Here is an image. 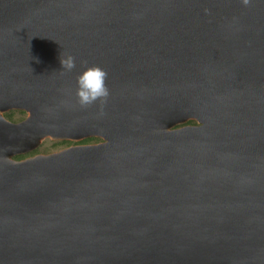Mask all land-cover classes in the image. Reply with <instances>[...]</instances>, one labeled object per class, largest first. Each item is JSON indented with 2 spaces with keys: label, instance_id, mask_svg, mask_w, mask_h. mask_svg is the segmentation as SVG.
<instances>
[{
  "label": "water",
  "instance_id": "1",
  "mask_svg": "<svg viewBox=\"0 0 264 264\" xmlns=\"http://www.w3.org/2000/svg\"><path fill=\"white\" fill-rule=\"evenodd\" d=\"M0 264H264V0H0Z\"/></svg>",
  "mask_w": 264,
  "mask_h": 264
},
{
  "label": "clouds",
  "instance_id": "2",
  "mask_svg": "<svg viewBox=\"0 0 264 264\" xmlns=\"http://www.w3.org/2000/svg\"><path fill=\"white\" fill-rule=\"evenodd\" d=\"M59 62L65 71H71L75 67V58L71 54L62 56ZM106 77L107 73L99 66L84 67L76 79L77 102L81 107L93 104L97 100L103 101L108 97Z\"/></svg>",
  "mask_w": 264,
  "mask_h": 264
},
{
  "label": "rangeland",
  "instance_id": "3",
  "mask_svg": "<svg viewBox=\"0 0 264 264\" xmlns=\"http://www.w3.org/2000/svg\"><path fill=\"white\" fill-rule=\"evenodd\" d=\"M11 110H13V111L15 110L13 112V114L11 115V117L16 118L18 116L16 109H11ZM11 110L5 111L2 114L5 115ZM98 138L100 139L98 142L103 141L101 137H98ZM79 142H80L79 140H76V141L68 140V139L53 140L51 138H44L43 140H41L39 142L38 146L33 150V155H35V154H47V153L55 152V151L61 150L63 148L71 146V145H77ZM28 153L29 152H27L25 154H27V156H31V154L28 155Z\"/></svg>",
  "mask_w": 264,
  "mask_h": 264
},
{
  "label": "flooded vegetation",
  "instance_id": "4",
  "mask_svg": "<svg viewBox=\"0 0 264 264\" xmlns=\"http://www.w3.org/2000/svg\"><path fill=\"white\" fill-rule=\"evenodd\" d=\"M8 110H11V109H8ZM8 110H6V111H8ZM14 111L11 110L7 114H5V115L2 114V115H3V117L7 121H10L12 123H19V122L23 121L26 118V116H27V113L25 112V110H23V109H16V111L18 113V116L16 118H13V117H11V115L13 114ZM194 123H191V124H194ZM186 124H190V123H188V121H187ZM98 137L99 136H96V135H91V136H88V137H84V138H82V139L79 140L80 142L78 143V145H92V144H97V142L100 140ZM98 143H100V142H98ZM28 152H29L28 155L31 154V156H33V150H30ZM26 157H30V156H27V154H25V153L14 156V158L15 159H18V160L19 159L26 158Z\"/></svg>",
  "mask_w": 264,
  "mask_h": 264
},
{
  "label": "trees",
  "instance_id": "5",
  "mask_svg": "<svg viewBox=\"0 0 264 264\" xmlns=\"http://www.w3.org/2000/svg\"><path fill=\"white\" fill-rule=\"evenodd\" d=\"M188 123H190V124H191V123H194V121H192V120H191V121H188Z\"/></svg>",
  "mask_w": 264,
  "mask_h": 264
}]
</instances>
